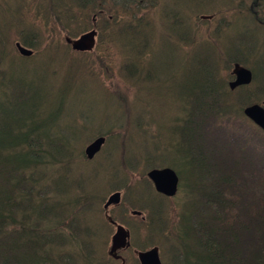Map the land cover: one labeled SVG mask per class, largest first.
Returning a JSON list of instances; mask_svg holds the SVG:
<instances>
[{
  "label": "trees",
  "instance_id": "16d2710c",
  "mask_svg": "<svg viewBox=\"0 0 264 264\" xmlns=\"http://www.w3.org/2000/svg\"><path fill=\"white\" fill-rule=\"evenodd\" d=\"M14 1L12 9L0 0V21L6 24L0 30V264H60L58 253H65L67 264H116L106 255L111 225L102 206L108 192L91 198L83 188L82 195L75 190L60 206L64 210L61 213L57 211L59 206L48 203L54 200L58 180L71 184L68 175L75 173L71 168L78 157L69 156L64 145L58 146V156L49 152L53 126L63 112L65 99L57 102L55 109L52 102L44 101L41 85L48 78L46 84L53 80L55 72H37L34 65H46L47 60H55L63 51L66 87L68 75L75 72L80 61L86 62L90 70L95 61L77 58L80 54L70 49L65 38H77L97 28L98 44L108 38L122 56L121 72L137 61L138 74H130V79L148 78L156 76L152 70L156 50L151 44L161 38L157 34L142 36L136 19L117 16L111 26L108 19L94 24L86 18L74 19V8L69 6L49 4L43 11L39 6L43 3H32L36 19L31 24L21 18L13 26L12 13L18 5ZM22 1L25 6L27 2ZM244 1L248 0H236L230 10L224 7V1L214 0L205 8L196 0L192 16L187 19L193 39L186 45L194 50L198 42L199 55L194 67L185 73L184 88L178 82L177 92L183 99L179 115L160 129L153 119L141 121L131 110L133 103L126 89L114 84L111 96L122 102V109L108 127L95 130L107 143L120 137L110 166L113 174L121 171V175L120 180L113 176L109 193L121 191V202L114 209L125 218L113 215V210L110 218L120 219L116 221L120 224H126L127 219L128 227L133 218H145L137 229L138 238L133 237L134 244L152 245L151 232H166L168 241L175 240L172 264H264V132L243 115L244 107L264 100V34L245 33L251 25L264 30V0L247 2V8ZM230 11L244 32L219 24L214 30L216 36L209 32L204 39L198 38V28L209 21L200 19V15L218 17L219 23ZM226 29L241 44L237 52L219 42ZM124 33L131 40L140 35L138 49L143 47L144 53L141 50L136 57L134 45L126 50L118 41L119 34ZM18 41L33 55L20 56L14 48ZM234 63L249 68L253 76L249 86L230 91L227 84ZM176 72L179 75L180 70ZM129 134L139 139L137 157H125ZM147 135L153 144L143 154L141 141L148 139ZM86 143L87 139L78 153L87 161ZM102 153L87 162H95ZM162 166L173 168L179 176V191L173 199L155 193L146 177L149 169ZM48 183L52 188L46 186ZM154 197L156 201H152ZM132 210L141 215L131 216ZM134 249L131 241L129 250Z\"/></svg>",
  "mask_w": 264,
  "mask_h": 264
},
{
  "label": "rangeland",
  "instance_id": "374dc122",
  "mask_svg": "<svg viewBox=\"0 0 264 264\" xmlns=\"http://www.w3.org/2000/svg\"><path fill=\"white\" fill-rule=\"evenodd\" d=\"M5 1L12 7V9L14 8V0ZM16 1H18V5L17 10L12 13L14 16V19L11 20L12 24L17 26L21 18H25V20L31 24V22L36 19V11L32 6L34 0H27L25 6L22 0ZM47 1L49 2V0ZM52 1L57 0H51V2ZM176 1H181V7H186V10H190L192 8L189 4V0ZM203 1L207 4L211 0ZM235 3L236 2L231 5L227 0H225L223 5L224 7H230L229 9L231 10L235 7ZM195 4L196 0H193V6ZM243 5L244 8H247V1H244ZM0 11H2V9ZM88 13V11L84 13L77 12L76 16L77 18L85 17L88 21H91V17L86 16ZM233 16L234 15L231 11L227 13L225 12L223 15L224 20H220L219 23L218 20H216L218 17L210 19L207 24L204 22L203 25L207 26L208 30H204L205 28H203V30H199L198 38L200 40L204 39L209 32L211 35L216 36L214 30L218 29L219 24L228 28L229 24L231 23V25H233L232 30L237 29L239 33L244 32L242 26L238 27V23L234 21ZM103 20H106V18L103 17ZM38 23H40V21H38ZM5 25L6 24L0 21V30L3 29ZM246 32H249V34L253 32H261V34H264L263 29H260L258 26L254 25L248 27L245 30V33ZM180 37H184L189 42L193 39V36L190 32H183L175 35L173 40L168 41V44L165 46H159L158 42V44L152 43V46L157 48L155 56L152 59V70L153 74L156 73V76L151 75L148 78L134 77L130 79V74H138V68L136 67L137 61H132V67L125 70L124 72H121L120 68L123 63V60L121 59L122 56H119L118 50L115 48V46L106 43V40L104 41L102 39L100 43L96 45V48H94V52L90 54L82 53L77 56L79 59L88 58L92 59V61H96L94 66L96 76L91 74V70L88 68L86 62L80 61L75 72L68 75V82L67 86L65 87V64L63 62V56L65 58V54L63 55V51L60 52L59 57L55 60H47L46 65L37 63L34 65V70L37 72H41L44 69V71L51 70L55 72L53 80L51 79L50 82L46 84L48 82V78L41 85V88H44V101L52 102V109H55L57 102L63 98L65 99L63 112L60 117L58 116L60 119L58 118L56 120V125L53 126L54 140L49 152L54 156H58L60 152L58 146L64 145L67 148L66 152L69 156L78 157L77 160L76 158L74 159L71 168L72 170L74 169L75 173L71 172V170V173L68 175L71 178L72 185L70 184V181L61 179L58 180L56 182L57 191L56 195H54V200L52 203L48 202L50 205L55 203L57 206H59L57 209L58 212H64L60 206L63 205V202L67 197L73 195L75 190L80 195H82L83 188L84 193L87 194V196L90 197V195H92L91 198H93V194L103 197L105 194H107V192L109 193L110 191L113 176H117L116 178L120 180L121 171L113 174L111 172L112 166H110V160L115 155V150L118 146L117 140H120V137H117L115 142L113 140H110L109 143L106 142L102 148V155L93 163H88L86 160L80 159L78 153V150L81 148V144L87 139V143L85 144L86 147L87 144L97 137L95 130L101 129V126L108 127L112 120L117 117L119 110L122 109V102L120 100L114 99L113 96H111V85L113 83L115 84V87L120 86L126 89L129 102L133 103L131 105V110L133 113L141 121L153 119L159 129L162 128L161 125L163 123H168L170 118H173L174 116L181 113L183 99L177 92L178 82H180L182 88H184L185 73L194 67V63L197 61V57L199 55L197 48L199 43L197 42L194 45V50L192 48L190 49L188 45L179 46L175 40ZM140 38L141 36L136 34L134 40H131L132 38L129 37L128 34L124 33L119 34L118 41L126 50L131 48V45H134L132 48L135 56L138 57L140 51V48L138 49V43ZM218 39L221 44H228L229 48L234 52L235 50L237 52L238 47L241 45L237 41L238 39L234 37L232 31L228 29L223 31ZM162 40L164 41L165 37H163ZM263 41L264 39L261 36V42L263 43ZM170 43L172 44L169 46ZM41 56L42 55H39L37 57L40 58ZM99 60L104 61V63L101 64ZM35 62H37V60ZM176 71H178L179 75L181 76H179ZM260 83H262L261 79ZM106 89L108 94H106ZM147 136L148 139L145 138L143 141H141L143 154L148 152V150L151 149V144H153V142H151L150 135ZM36 140L38 139L36 138ZM138 141V138H134L129 134L126 139V158L137 157L136 149ZM49 169L51 173L54 174L53 167H50ZM46 186L51 187L49 183ZM111 193L112 192H110L109 195ZM73 199L74 198L72 197L71 200ZM156 200L157 198L154 197L152 201ZM172 202L175 205L178 203V201ZM111 210H113V215L121 216L123 219L125 218L118 210L110 209V211ZM110 211H108L109 214ZM93 214L96 216V212ZM114 219L119 222L121 221L117 218ZM126 221V224L122 225L128 229L130 235H132L131 241L134 248L137 250H148L153 246L159 247V245H157L159 242L163 248V250L160 249L159 253L162 264H172V262H174L172 260L173 253L176 255V253L172 250V247L174 246V239L168 241L166 239V232L163 233L162 231H158L160 237L157 240H153L154 244L152 245H149L147 242H138L134 244L133 237L135 240L138 238L139 233L137 229L142 227L143 221H141L140 218H133L130 227H128ZM170 228L174 230L175 226H171ZM114 230V227L108 229V252L110 239L114 233ZM168 236H171V232H168ZM121 255L125 259V264H139L137 257L131 251H123L121 252ZM108 256L111 257L110 254H108ZM57 260L60 261V264H67L65 253H58ZM116 264H121V262H116Z\"/></svg>",
  "mask_w": 264,
  "mask_h": 264
},
{
  "label": "flooded vegetation",
  "instance_id": "af4514ba",
  "mask_svg": "<svg viewBox=\"0 0 264 264\" xmlns=\"http://www.w3.org/2000/svg\"><path fill=\"white\" fill-rule=\"evenodd\" d=\"M225 1V0H221ZM236 0H231V3ZM76 12L84 13L88 11L86 16H90L92 21L97 24L98 18H108V25L116 23V14L126 18L136 19V26L142 36L152 34L156 37L157 33L173 32L188 33L190 26L187 27V19L192 16L193 4L190 10L181 7V1L176 0H69ZM178 20L180 22H178ZM229 26H232L231 23ZM228 26V27H229ZM112 31V30H110ZM98 34V29L96 28ZM83 39L82 47L88 48L91 45L92 37ZM185 41H187L184 38ZM160 44V42L158 41Z\"/></svg>",
  "mask_w": 264,
  "mask_h": 264
},
{
  "label": "water",
  "instance_id": "95a60500",
  "mask_svg": "<svg viewBox=\"0 0 264 264\" xmlns=\"http://www.w3.org/2000/svg\"><path fill=\"white\" fill-rule=\"evenodd\" d=\"M89 36L93 37L94 32L82 36L79 40L72 41V47L75 50L83 51L88 50L93 45L91 42V46L89 48L82 47L83 39L88 38ZM67 42H71L67 39ZM16 47L19 53L23 56H30L31 51L26 48L20 46L19 43L16 44ZM232 75L234 79L228 83L230 90H234L239 86L249 85L252 80L251 71L236 63L233 65ZM264 101L262 104H253L246 107L243 110V114L246 118H248L253 124H255L258 128L264 131ZM103 138H98L94 140L85 150V154L88 159H92L94 155L100 150L103 144ZM147 177L153 182L155 190L166 197H173L178 188V177L175 172L171 168H162V169H152L147 173ZM120 201V193L116 192L112 194L108 201L105 204V208L109 205H117ZM125 237H128V233L124 231V229L120 226L117 227V233L112 238V249L111 251H115L120 247H125L127 242L125 241ZM129 244V243H128ZM140 264H161L158 256V249L153 248L147 252H139L138 253Z\"/></svg>",
  "mask_w": 264,
  "mask_h": 264
},
{
  "label": "bare ground",
  "instance_id": "6f19581e",
  "mask_svg": "<svg viewBox=\"0 0 264 264\" xmlns=\"http://www.w3.org/2000/svg\"><path fill=\"white\" fill-rule=\"evenodd\" d=\"M199 17H200V19H203V18H204L203 15H201V16H199ZM178 22H180V21L178 20ZM149 35H151V34H148L147 36H149ZM175 35H177V34H176V33H173V32L169 33V32H164V31H162V36H161V39H160V44H159V46H165V45H167V44H168V41L173 40V38H174ZM163 37H165V40H164V41L162 40ZM175 41H176V43H184V42H185L184 37H180V38L176 39ZM234 64H236V63H234ZM238 64H239V63H238ZM98 138H103V140H104V141H103V144H102L100 150L94 155V157H93L92 159H88L87 156H86V154H85V150H86V148H87V147H88V146H89L94 140H96V139H98ZM105 143H106V138H105V137H103V136H97V137H96L95 139H93L89 144H87V146L84 148V155H85V158L87 159V161L94 160V159L96 158V156L102 151V148L104 147Z\"/></svg>",
  "mask_w": 264,
  "mask_h": 264
}]
</instances>
